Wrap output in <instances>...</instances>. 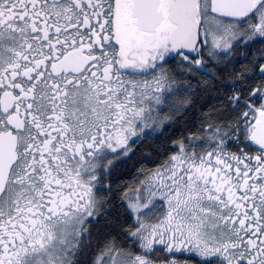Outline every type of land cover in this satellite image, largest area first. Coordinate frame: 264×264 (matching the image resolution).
Here are the masks:
<instances>
[{"label":"snow or ice","instance_id":"obj_1","mask_svg":"<svg viewBox=\"0 0 264 264\" xmlns=\"http://www.w3.org/2000/svg\"><path fill=\"white\" fill-rule=\"evenodd\" d=\"M0 264H264V0H0Z\"/></svg>","mask_w":264,"mask_h":264},{"label":"trees","instance_id":"obj_2","mask_svg":"<svg viewBox=\"0 0 264 264\" xmlns=\"http://www.w3.org/2000/svg\"><path fill=\"white\" fill-rule=\"evenodd\" d=\"M149 147H150V146H147V147L145 148V151L149 150Z\"/></svg>","mask_w":264,"mask_h":264}]
</instances>
